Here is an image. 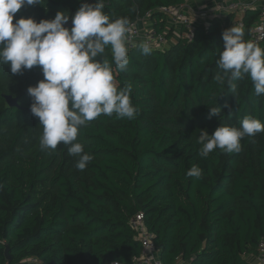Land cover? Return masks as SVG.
Masks as SVG:
<instances>
[{
  "label": "trees",
  "instance_id": "obj_1",
  "mask_svg": "<svg viewBox=\"0 0 264 264\" xmlns=\"http://www.w3.org/2000/svg\"><path fill=\"white\" fill-rule=\"evenodd\" d=\"M186 1L103 0L106 13L130 25L150 12L168 42L174 28L163 10ZM83 2L45 0L16 19L74 15ZM223 16L201 20L192 38L179 34L168 49L129 51L116 79L132 84L137 117L101 115L80 130L78 141L94 156L84 171L62 142L40 148L43 129L27 91L43 79L40 67L14 75L0 64V264H130L142 251L131 225L138 214L163 264H252L247 258L264 241V132L243 138L240 153L216 149L205 158L197 143L201 130L239 127L246 116L264 123V95L254 94L250 78L236 81L234 94L214 82L222 33L238 20ZM258 19L259 11L246 12L245 40ZM212 106L222 108L221 119L210 116ZM192 165L203 169L200 179L186 176Z\"/></svg>",
  "mask_w": 264,
  "mask_h": 264
},
{
  "label": "clouds",
  "instance_id": "obj_2",
  "mask_svg": "<svg viewBox=\"0 0 264 264\" xmlns=\"http://www.w3.org/2000/svg\"><path fill=\"white\" fill-rule=\"evenodd\" d=\"M36 5L45 6V0H0V64L10 65L14 75L40 67L43 79L27 89L33 100L31 112L43 129L40 148L55 151L62 142L68 154L77 157L76 169L84 171L94 156L78 141L80 130L101 115L134 120L138 114L132 84L119 86L116 79L130 64V21L106 13L103 0H85L74 15L59 11L53 19L39 22L34 17L16 19L23 7ZM70 19L71 28L65 27ZM222 38L214 82H227L234 94L236 81L248 77L254 94L264 95V47L245 40V29L235 24ZM139 47L144 55L152 52L147 41ZM109 49L111 58L105 55ZM222 113L220 106L209 107L210 116L221 119ZM239 125H222L212 134L201 130L199 155L206 158L216 149L240 153L243 138L264 132V123L253 116L244 117ZM202 175L198 165L186 172L196 179Z\"/></svg>",
  "mask_w": 264,
  "mask_h": 264
},
{
  "label": "built area",
  "instance_id": "obj_3",
  "mask_svg": "<svg viewBox=\"0 0 264 264\" xmlns=\"http://www.w3.org/2000/svg\"><path fill=\"white\" fill-rule=\"evenodd\" d=\"M202 2L207 0H187L185 4L179 7L166 8L163 11L168 16V23L174 33L183 34L187 38H192L196 25L198 24L191 18L194 12L193 2ZM214 3L213 12L217 16L237 15V24L244 28L243 18L247 11L254 9L259 11V19L250 29V40L264 47V0H212ZM148 12L146 18H150ZM201 23V21L199 22ZM208 25V24H207ZM147 41L152 48L165 49L168 45V36L164 33H158L154 27L149 30H143L137 23L130 25L128 35V46L130 50L137 48L142 42ZM131 225L137 232V238L142 243V251L138 258H134L130 264H163L160 251L153 242V236L149 234L144 226V216L138 214L131 219ZM259 262L264 264V241L258 245ZM119 264V263H113Z\"/></svg>",
  "mask_w": 264,
  "mask_h": 264
},
{
  "label": "rangeland",
  "instance_id": "obj_4",
  "mask_svg": "<svg viewBox=\"0 0 264 264\" xmlns=\"http://www.w3.org/2000/svg\"><path fill=\"white\" fill-rule=\"evenodd\" d=\"M192 5L194 12L191 14V18L194 21H196L198 24H200L199 22L201 20H203V23L205 24H210L217 18V15L213 12L212 7H214V3L212 0H207L202 2L197 1V2H193ZM223 17L226 18V16ZM235 17L238 18L239 17L238 14ZM137 24L139 27H141L143 30L146 31L151 29L154 25L151 18H146V17L138 20ZM175 33H177V31H175ZM178 35L179 34L176 35L174 33L171 34L172 39H169L170 41L168 45L165 46V49H168L172 44H174Z\"/></svg>",
  "mask_w": 264,
  "mask_h": 264
},
{
  "label": "water",
  "instance_id": "obj_5",
  "mask_svg": "<svg viewBox=\"0 0 264 264\" xmlns=\"http://www.w3.org/2000/svg\"><path fill=\"white\" fill-rule=\"evenodd\" d=\"M72 26V22L71 23H67L65 25V27L70 28ZM5 99L8 103L9 106L11 107H18V99L17 98H13L12 96H5ZM6 256L8 258V260H10V255H9V247L7 246L6 249Z\"/></svg>",
  "mask_w": 264,
  "mask_h": 264
},
{
  "label": "crops",
  "instance_id": "obj_6",
  "mask_svg": "<svg viewBox=\"0 0 264 264\" xmlns=\"http://www.w3.org/2000/svg\"><path fill=\"white\" fill-rule=\"evenodd\" d=\"M247 260L250 262V263H252V264H261L260 262H259V259H258V257H257V255L255 256V255H251V256H249L248 258H247ZM178 264H183L182 262H179Z\"/></svg>",
  "mask_w": 264,
  "mask_h": 264
}]
</instances>
